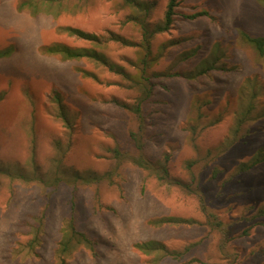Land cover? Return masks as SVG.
<instances>
[{
    "label": "rangeland",
    "instance_id": "rangeland-1",
    "mask_svg": "<svg viewBox=\"0 0 264 264\" xmlns=\"http://www.w3.org/2000/svg\"><path fill=\"white\" fill-rule=\"evenodd\" d=\"M19 1L0 0V264H55L69 218L93 249L66 264H264V159L240 168L264 155V54L241 35H264L261 0H176L150 41L141 120L121 105L141 95L128 79L42 49L93 45L65 26L139 41L122 0L35 14ZM141 1L152 25L163 20L168 0ZM106 42L107 58L135 72L140 52ZM147 240L174 253L144 252Z\"/></svg>",
    "mask_w": 264,
    "mask_h": 264
},
{
    "label": "trees",
    "instance_id": "trees-1",
    "mask_svg": "<svg viewBox=\"0 0 264 264\" xmlns=\"http://www.w3.org/2000/svg\"><path fill=\"white\" fill-rule=\"evenodd\" d=\"M123 5L127 6L129 11L125 17L126 22H131L138 26L140 31V40L133 41L127 38H124L122 35L117 33L110 32L107 37H103L97 35L92 32L84 31L80 28L65 26L63 30L66 31L69 35H74L78 38L84 39L90 43H93L91 47L80 46V47H69L67 45L52 43L46 46H43L42 49L46 53L56 54L61 59H73V58H91L98 63L105 65L109 70L114 71L115 73L120 74L123 78L128 79V81L137 89L140 90L141 95L135 104H121L126 109H131L136 117L141 120V105L143 101H145L151 92V82L150 75L148 73V68L152 65V63L157 59L158 55L152 52L151 43L153 36L156 33L163 32L169 29L173 20L174 7L176 5V0H168L166 10L164 12L163 20L161 22H157L152 25V23L148 20L150 13V5L147 1L141 0H122ZM264 4V0H261ZM55 5H62V0H21L17 3L18 9H26L30 14H35L40 11H47L50 13H54L52 10ZM208 14L207 11H199L193 15L192 17ZM242 37L250 43L255 50L259 54H264V35L252 36L246 32H241ZM109 40H114L119 42L122 45L135 47L140 54L136 57L134 61V69L135 72L131 73L124 66L117 64L111 60H109L106 54L102 51V49L106 46ZM173 42V41H168ZM4 53H0V57L3 56ZM132 63V62H131ZM209 67L212 68L213 65L209 64ZM208 67V68H209ZM204 71H201L203 73ZM191 76V75H189ZM252 110V106H248L246 108V112L248 113ZM246 117V114H244ZM241 117V118H244ZM141 125L139 127L141 128ZM132 136V140L136 143L138 149L141 147V144L138 142V137L134 132L130 133ZM115 151H118L115 149ZM264 159V155L261 153L255 154L250 162L242 163L240 168L251 167ZM140 158H135L134 161L142 164L143 161H140ZM166 171V170H165ZM166 172L164 174H159L157 177L161 178L162 176H166ZM95 180L99 178L92 177ZM88 181L89 178H86ZM162 221L170 222V223H178L184 221L183 219H178L175 217H166L162 219ZM39 228L35 229L34 236L30 239L29 244L34 245V243L38 242L37 232ZM79 246L87 247L93 249V245L87 235L76 229L73 219L69 218L64 221V224L61 228V236L58 241V245L55 249V264H66L67 257ZM138 248L144 252L154 251V250H162L166 254H173L174 251L168 250L162 243H158L153 240H147L143 243L137 244Z\"/></svg>",
    "mask_w": 264,
    "mask_h": 264
}]
</instances>
